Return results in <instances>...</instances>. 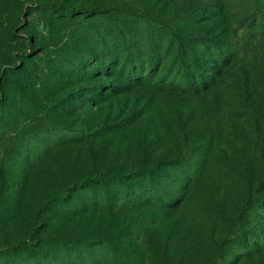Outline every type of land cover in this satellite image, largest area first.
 Segmentation results:
<instances>
[{"label": "rangeland", "instance_id": "1", "mask_svg": "<svg viewBox=\"0 0 264 264\" xmlns=\"http://www.w3.org/2000/svg\"><path fill=\"white\" fill-rule=\"evenodd\" d=\"M86 248L264 264V0H0V264Z\"/></svg>", "mask_w": 264, "mask_h": 264}, {"label": "trees", "instance_id": "2", "mask_svg": "<svg viewBox=\"0 0 264 264\" xmlns=\"http://www.w3.org/2000/svg\"><path fill=\"white\" fill-rule=\"evenodd\" d=\"M91 10H88V12ZM124 61L129 63V60H127L126 58L124 59ZM146 62L148 63V68H152L153 64L155 63V58L150 56L148 60H146ZM194 71L196 72V75L200 78V79H194L193 77H191L190 75H187V79H185L182 83L175 82L173 81H169L170 86L172 87H182L183 90L191 92V93H195L198 92L201 88V86H203V82H204V77H205V72H204V64H197L195 63L194 65ZM143 78V77H141ZM140 82H150V79H139ZM181 84V86H180ZM151 86L155 89L159 88V87H163L164 85V80H161L159 82L156 83H152ZM165 88V87H164ZM196 161H189L186 166L189 168V170L191 172H195L196 171ZM185 166V168H186ZM98 183H100L101 187H108L110 185H115V181H111V182H107L106 179L103 180H99L97 181ZM163 183V185H161ZM168 183L170 186H174L175 185V181L171 178H164L161 182H153V181H149L148 183H145V181H143L141 184L142 186H145L147 188V190L149 191L150 196H152L153 200L155 198V200H157L158 203L160 204H166L168 202V196L167 194L164 193V188H165V184ZM163 192V193H161ZM124 203L128 202V204H132L131 202L133 201H142L145 202V200H143L141 197H137V196H133L131 195L129 198H124ZM77 246V245H75ZM92 249L86 248L85 250L82 249L81 251L77 250V252H79L74 258L67 260L68 263L66 264H96L97 261L95 259V256L92 254ZM34 255V254H33ZM32 258H35L34 256H32ZM35 264V263H34Z\"/></svg>", "mask_w": 264, "mask_h": 264}]
</instances>
